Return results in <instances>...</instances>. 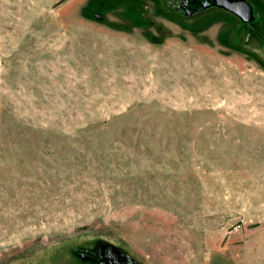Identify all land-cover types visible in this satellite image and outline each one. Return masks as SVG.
Wrapping results in <instances>:
<instances>
[{
    "label": "rangeland",
    "instance_id": "1",
    "mask_svg": "<svg viewBox=\"0 0 264 264\" xmlns=\"http://www.w3.org/2000/svg\"><path fill=\"white\" fill-rule=\"evenodd\" d=\"M0 0V264H264V0Z\"/></svg>",
    "mask_w": 264,
    "mask_h": 264
},
{
    "label": "water",
    "instance_id": "2",
    "mask_svg": "<svg viewBox=\"0 0 264 264\" xmlns=\"http://www.w3.org/2000/svg\"><path fill=\"white\" fill-rule=\"evenodd\" d=\"M192 8L194 13H202L208 9H222L236 16L245 25L255 21L258 17V14L247 0H193ZM87 254L93 255L89 252ZM107 255L111 256L110 253H107ZM124 259L125 263L123 264H138L126 256Z\"/></svg>",
    "mask_w": 264,
    "mask_h": 264
},
{
    "label": "flooded vegetation",
    "instance_id": "3",
    "mask_svg": "<svg viewBox=\"0 0 264 264\" xmlns=\"http://www.w3.org/2000/svg\"><path fill=\"white\" fill-rule=\"evenodd\" d=\"M192 2L193 0H178L176 4L172 5L175 12H182L185 16L191 18L193 15H196L198 13H194V10L192 8ZM251 4V3H250ZM108 252L104 251L102 253V258H105V260L112 262L113 264H123L125 263V259L117 258V256L112 257L107 255ZM90 264H95L94 261L99 262V258L96 255H92L88 258Z\"/></svg>",
    "mask_w": 264,
    "mask_h": 264
},
{
    "label": "trees",
    "instance_id": "4",
    "mask_svg": "<svg viewBox=\"0 0 264 264\" xmlns=\"http://www.w3.org/2000/svg\"><path fill=\"white\" fill-rule=\"evenodd\" d=\"M245 25V24H244Z\"/></svg>",
    "mask_w": 264,
    "mask_h": 264
}]
</instances>
